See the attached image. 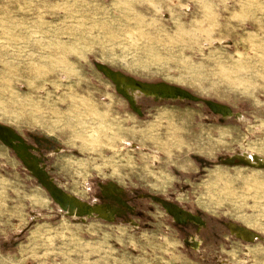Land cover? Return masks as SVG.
I'll use <instances>...</instances> for the list:
<instances>
[{
	"label": "rangeland",
	"instance_id": "obj_1",
	"mask_svg": "<svg viewBox=\"0 0 264 264\" xmlns=\"http://www.w3.org/2000/svg\"><path fill=\"white\" fill-rule=\"evenodd\" d=\"M96 62L200 100L138 95V115ZM0 124L65 192L119 209L66 215L0 142V264H264V167L222 162L264 158V0H0Z\"/></svg>",
	"mask_w": 264,
	"mask_h": 264
},
{
	"label": "bare ground",
	"instance_id": "obj_2",
	"mask_svg": "<svg viewBox=\"0 0 264 264\" xmlns=\"http://www.w3.org/2000/svg\"><path fill=\"white\" fill-rule=\"evenodd\" d=\"M102 65H104V64H102ZM106 67H108V66L104 65V67H103L105 74L111 75L110 77L113 80H115V82H118L119 87L122 89H125V91H127L128 95L130 96V100H131L132 105L136 104V97L138 95H147V96L152 95V96H155L156 98L162 97L161 94H158L156 89L152 90V87L150 85H147L149 83H154V82L141 81L142 85L137 86V85L133 84V82L129 79L128 75L122 73L121 71L113 70L110 67H108L109 69L115 71V73L110 72L109 70L106 69ZM113 85L115 87L114 83H113ZM179 98H182V96H179ZM227 107L229 109H226L223 112H221L222 116L226 117V116H230L232 114L238 116V114L236 112H233L229 106H227ZM0 130L4 131L2 129H0ZM21 145L25 146L24 143H22ZM17 147H19V148H17V151L19 152V154L23 155V153H24L23 146L17 145ZM56 148H59V147H56ZM23 160L29 166L30 169H32L34 167L32 162L27 157H24ZM226 160L230 161V162L238 160L239 162H241L244 165H251V166L252 165L258 166L261 164L264 165V158H262L259 155H255V154L253 155L252 153L240 154L239 156H237V154L232 155V156L227 157ZM52 182L54 183V181H52ZM100 189L102 190L103 195L106 196L107 198H113V196H115V191H114L115 189H114L112 182L101 183ZM162 203H163L164 209L168 213L171 214L172 218L177 223L183 224L186 221L201 222L197 215L192 214L191 212H189L187 210H183V209L173 205L172 203H168V202L167 203L162 202ZM57 207L60 208L61 210H63L65 212V214L68 216H72V217H76V216H80V215H85L87 217L96 216L97 218L108 221V222H112L114 220L116 214L119 213L118 207L112 203L108 202V203H102V204H99V203L90 204L86 201L79 200L76 196L71 195L67 192H65V194H61V199L57 201ZM228 227H229L230 232H232L234 235L241 238L242 240H246L247 242L254 241L255 238H258L257 234H255L254 232H252L251 230H249L245 227H242V226H239L236 224H230V226L228 224ZM192 243H193L194 247L198 246V242L196 239H194L192 241Z\"/></svg>",
	"mask_w": 264,
	"mask_h": 264
},
{
	"label": "water",
	"instance_id": "obj_3",
	"mask_svg": "<svg viewBox=\"0 0 264 264\" xmlns=\"http://www.w3.org/2000/svg\"><path fill=\"white\" fill-rule=\"evenodd\" d=\"M94 64H95L96 68L104 76L108 77L115 84V90L122 97H124L127 100V102L130 104L131 109L136 114L141 115L142 113H141L140 108L137 107L136 104L132 105L131 100H130V96L128 95L127 91H125V89L120 88L118 82H115V80H113L110 77L111 75L105 74V71L103 70L104 65H102V63H98V62H96ZM106 69L109 70L110 72H114L115 73V71L109 69L108 67H106ZM129 79L133 82V84H135L137 86L142 85V82L140 80H138V79H135V78H133L131 76H129ZM147 85H150L152 87V90L156 89L158 94L162 95V97H160V98H179V96H182V99H187V100H191V101H199L200 100L198 97L192 95L189 91H187V90H185V89H183V88H181L179 86L170 85V84H167V83L165 84V82H155V83H149ZM145 96H147V95H145ZM150 96H152V95H150ZM152 97L156 98L155 96H152ZM202 102L207 106V108L210 111H212L213 113H216V114H220L221 115V112H223L226 109H229L226 105L218 103V102H215V101H212V100L204 99V100H202ZM230 116H234V115L232 114ZM0 129L4 130V131L0 130V142H2L4 145H6L7 147L11 148L12 150H14L16 152V155L18 156V158H20V160L22 161V163L24 164V166L28 170V172L46 190V192L48 193V195L50 196L52 201L57 205V201L61 199V194H65V192H64V190L62 188H60L58 185H56V184H54L52 182L53 179L48 175V173L44 169V166L41 164V159L39 157H37V156H34L30 152L28 146L25 144L23 139L13 129H11L8 126L2 125V124H0ZM37 140L39 141V139H37ZM22 143H24L25 146L21 145ZM16 144L20 145V146H23V151H24L23 155H20L19 152L17 151V148H19V147H17ZM24 157H27L32 162V164L34 166L32 169H30L29 166L25 163V161L23 160ZM222 162L225 163V164H242L238 160L230 162V161H227L225 159ZM258 167H264V165L261 164V165H258ZM112 184H113L114 189H115L114 190L115 191V196H113L112 199L116 200L119 203L124 204L123 200L119 197V194L121 192L120 188L116 184H114L113 182H112ZM157 200H159V202H160V204L162 206H163L162 202L171 203V202L163 200L161 198H157ZM173 205H175V204H173ZM175 206H177V205H175ZM163 208H164V206H163ZM168 214L171 216L170 213H168ZM80 216H84V215H80ZM199 219H200V217H199ZM200 221H201L200 224H203L202 219H200ZM258 238H259V236H258ZM244 241H246V240H244Z\"/></svg>",
	"mask_w": 264,
	"mask_h": 264
},
{
	"label": "flooded vegetation",
	"instance_id": "obj_4",
	"mask_svg": "<svg viewBox=\"0 0 264 264\" xmlns=\"http://www.w3.org/2000/svg\"><path fill=\"white\" fill-rule=\"evenodd\" d=\"M188 221H186L185 223H187ZM196 223H200V222H197V221H195ZM185 223H183V224H185ZM181 224V223H180ZM186 243L188 244V242H187V239H186ZM191 243V242H190ZM189 245V244H188Z\"/></svg>",
	"mask_w": 264,
	"mask_h": 264
}]
</instances>
